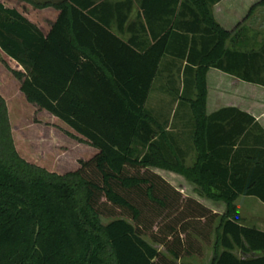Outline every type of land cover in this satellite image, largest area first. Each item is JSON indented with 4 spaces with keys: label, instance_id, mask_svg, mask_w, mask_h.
<instances>
[{
    "label": "trees",
    "instance_id": "16d2710c",
    "mask_svg": "<svg viewBox=\"0 0 264 264\" xmlns=\"http://www.w3.org/2000/svg\"><path fill=\"white\" fill-rule=\"evenodd\" d=\"M138 1L130 21L133 0H62L46 32L0 2V51L23 68L25 99L97 150L62 174L25 160L0 95V264H192L183 258L212 234L209 264H264V230L235 203L264 204V128L237 107L206 111L209 68L264 85L261 54L227 46L236 37L213 16L219 0ZM168 56L184 76L174 100L191 111V165L145 106ZM150 167L182 175L224 212L192 206Z\"/></svg>",
    "mask_w": 264,
    "mask_h": 264
},
{
    "label": "rangeland",
    "instance_id": "374dc122",
    "mask_svg": "<svg viewBox=\"0 0 264 264\" xmlns=\"http://www.w3.org/2000/svg\"><path fill=\"white\" fill-rule=\"evenodd\" d=\"M1 1L5 6L17 8L43 32H46L58 14V9L52 4L62 0ZM138 5L139 1L133 0L130 21L135 20ZM165 59L154 80L147 108L157 118L167 119L168 125L170 124L169 131L174 134L184 152L185 164L191 165L195 158L191 141L193 122L191 111L185 101L178 105V101L174 100V92L182 87L184 76L182 71L169 67L165 63ZM14 71H23V68L0 51V95L4 98L8 109L11 134L18 154L25 160L59 174L73 170L80 165L81 161L91 158L97 151L95 148L82 141L80 136L59 119L25 99L19 87L20 81ZM169 72L171 73L169 74ZM158 83L160 89L156 90ZM159 97H163L162 100ZM175 103L176 105H174ZM150 170L159 174L176 189L181 199L191 200L192 206L197 202L217 215L224 212V202L205 197L194 183L182 175L156 167H150ZM235 203L244 224L264 229V204L262 202L253 196H240ZM169 213L183 216L179 209ZM103 220L108 221L109 219ZM198 222L201 226L204 223L203 219ZM152 230L156 231V226L153 225ZM144 238L160 251L165 252L162 246L153 243L147 236ZM198 240L201 252L184 257L183 260L192 264H209L213 257L214 235H211L208 242L199 238ZM235 253L238 256H247L239 251H235Z\"/></svg>",
    "mask_w": 264,
    "mask_h": 264
},
{
    "label": "crops",
    "instance_id": "0c3cea01",
    "mask_svg": "<svg viewBox=\"0 0 264 264\" xmlns=\"http://www.w3.org/2000/svg\"><path fill=\"white\" fill-rule=\"evenodd\" d=\"M261 1L264 0H219L213 4L212 12L217 23L236 37L234 43H227L228 47L240 52L257 51L261 54L256 76L264 81V3ZM165 61L169 65V56ZM206 83L207 113L222 107H237L251 114L264 128V85L244 81L217 68H209ZM159 86L158 83L156 90L160 89Z\"/></svg>",
    "mask_w": 264,
    "mask_h": 264
}]
</instances>
